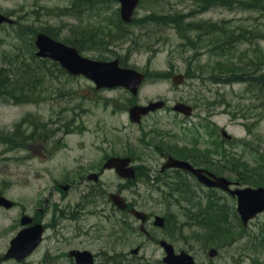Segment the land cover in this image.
Wrapping results in <instances>:
<instances>
[{
    "label": "rangeland",
    "instance_id": "1",
    "mask_svg": "<svg viewBox=\"0 0 264 264\" xmlns=\"http://www.w3.org/2000/svg\"><path fill=\"white\" fill-rule=\"evenodd\" d=\"M68 2L69 0L66 2H62L61 0H41L39 2L36 0H0V11L7 12L15 10V19L18 18L19 21L22 20L21 22L36 26L35 29H31L32 33L38 30L36 28L49 25L60 37H63L68 36L70 26H72L70 30L74 36L77 30L78 32L82 31L80 29H73L75 27L74 23L78 22L79 19L75 20L71 18L70 15L72 13L70 11H61L59 7L66 5ZM110 6L114 8L117 4L111 3ZM83 12L84 8H79L77 14L83 16ZM152 13L171 14L170 16L176 15L177 18L181 20L183 26L192 20L200 21L202 19H209L217 21L225 19L231 21L233 24H240L247 30L255 28L264 31V17L255 11L242 12L236 11L235 9L230 10V8H216L208 13H201L192 0H143L138 10L136 24L129 30V38L133 37L132 44L131 41H128L126 44L123 43L116 47V50L121 54L128 56V62L131 66H134L141 72H147L149 74V79L142 86L139 94V102L141 104H147L150 101L156 100H169L171 103L169 105L173 106L176 102L189 98V96L192 95V93H189L191 85L175 86L172 83L171 77L165 79L160 77L159 74L164 72L185 74L188 71H193L196 66H194L193 62L183 51L188 47L183 32L177 28L174 31L162 30L160 24L151 25L152 22L141 23L152 20L150 18ZM161 17L160 15L159 18ZM80 19H83V17ZM172 19L171 17V20ZM95 23L98 24L99 20L96 19ZM1 30L3 33L0 34V64H8L12 66L11 70H15L22 63H35L32 60V49L29 41L23 40L19 45V49L15 52H11L14 50V45H12L14 40L11 35L6 34L7 30ZM188 34L192 35L191 32ZM76 39L81 43L85 42L84 37H76ZM158 42L161 43L156 45ZM260 45L264 50V42H260ZM150 46H153L152 49H155V52H149ZM127 49L128 52H126ZM257 49V44L246 45L241 48L244 55H240L244 57L247 63V72L239 71L240 59L238 53L235 55L230 54L228 56H223L221 58L224 59L226 64L228 63L231 65L232 62H236L237 64L232 68L233 71L228 73L234 81L232 85L210 84L209 86H204L209 88V90L205 91L206 96L220 93L224 94L222 100L216 101L217 104L220 102H228L227 111H225L224 107L215 108L213 111V122L220 128H226L228 133L237 139L246 140L253 144L254 149L251 146H244V153L246 154L245 165L248 167L254 164V154H256V157L259 153L264 156V101L255 98L249 84L241 83L240 81L241 74H245V79H252L256 75L259 76L261 73H264V71L254 72L253 70L256 68L250 67L252 65L258 68L261 67V63L257 59L256 63L252 61ZM210 58L212 57L209 55H200L197 58L196 64L198 62L203 64ZM204 84L206 85V81ZM73 85L79 89L80 95L86 98H91L93 96L92 90L89 89L90 83L87 80L78 78L73 81ZM123 94L124 91H119L108 94V96L119 97ZM84 108L86 111L84 114L86 125L84 127L86 129L88 128L89 131L85 132L82 136L77 137L75 135L68 139V150L64 152L62 157L58 159L55 158L54 161L49 164L52 169L49 175H46L43 170V167L48 168L49 165H43L39 160L31 162L27 154H23V152L18 151L17 154H21V157L25 156V158L21 161L16 160L15 156H13L14 154L16 155L15 152H7V150H9L8 148L12 149L11 145H14L13 138H4V145L0 146V153H3L0 164L4 163L3 166L6 168H1L3 172L0 173V179L12 182L15 179L21 178L20 183H26L27 190L30 192V194L25 193L24 196L28 198L36 197L37 200H41L49 196L56 181L73 178L79 170L83 171L93 166L94 162L102 157L100 152L103 151V149L97 151L94 144L98 143L103 146V139L116 143L121 140V144L117 147L118 150H123L125 147H137V140L141 137V131L148 130L151 126L157 124L159 128L170 132H176L180 143L184 142L181 140L182 137L178 132L181 130V126H185L182 123L183 118L181 116H176L171 109L159 111L149 116L145 119L144 124L138 127L130 122L128 113L125 109L116 110L114 107H111V109H90L88 106ZM210 112L212 111L209 110V114ZM16 116L15 109H13L11 105L0 102V127L6 128L11 126L12 122L17 119ZM202 116L205 117L206 114L201 115V117ZM241 116L244 119L237 118ZM175 119L180 120L178 125H176ZM90 130H93L94 133ZM182 131L183 130H181V135ZM82 137H84V139H82ZM104 146L108 148L107 145ZM238 150L243 152L242 149ZM263 159L264 157L260 156L258 164L261 165ZM12 160L15 163H13ZM144 160L153 168L158 166L159 158L156 154L153 160ZM103 183L107 187H110L111 191H115L119 184H123L114 173L107 174L104 177ZM137 189H139V193H143L145 187L143 184H138ZM20 190L23 191V189ZM80 193V191L75 190L69 194V198L75 203L80 200ZM123 194L129 199H133V197H130L132 194L130 189L124 191ZM153 200H156V198L154 197V199L143 201V203H141V210L148 214L154 213L156 215H163V211H166V207L154 203ZM91 210H94V212H90ZM97 210L98 207H87L85 216H83L78 223V227L85 233V249L99 251L104 246L112 245L109 242L113 241L117 249L124 250L125 252H131L136 247L142 246L138 256L144 255L152 260L162 259L164 257L163 250L156 242L149 241L147 237L138 234V232L136 234L132 233L125 239L120 240L115 234V217H112L108 211L103 213ZM100 210H102V207ZM64 223H66V221L61 222V224ZM136 226H138V229L140 228L139 223H136ZM263 226L264 218L252 222L245 232L244 238L246 241L259 234V228ZM149 228L155 234V237L163 236L159 229L153 226H149ZM1 234H6V231L3 229ZM169 238L171 239V243H173L178 250L190 252L199 263H207L210 261L212 264H248V262H244L246 259V255L244 254L246 251L243 249V244L242 248L240 246L238 249L237 247H226L216 258L211 259L207 254L210 246L202 243H192L191 249H189L186 246L188 245L186 236L179 234L178 230H171ZM208 241L209 244L213 243L211 240ZM246 241L244 240V242ZM240 252L241 255L239 256L238 254ZM259 261L264 264V250L260 253ZM253 264L255 263L253 262Z\"/></svg>",
    "mask_w": 264,
    "mask_h": 264
},
{
    "label": "flooded vegetation",
    "instance_id": "2",
    "mask_svg": "<svg viewBox=\"0 0 264 264\" xmlns=\"http://www.w3.org/2000/svg\"><path fill=\"white\" fill-rule=\"evenodd\" d=\"M17 131V128H16ZM67 136V118L62 115V111L56 112L53 116V112H50L44 117L41 123H33L30 138H37L40 141H53L61 140ZM112 151H115L112 148ZM130 151V149H129ZM129 154L125 152L124 155ZM165 156L164 153H161ZM101 159L94 162L93 169H90L87 173L77 174L75 178L66 179L64 184H69L73 190H88V193H92L95 189V185L87 179V175L90 172H100L103 165ZM140 160V159H139ZM134 161L132 159V165L137 171H140L144 167L142 161ZM104 164V163H103ZM90 167V168H91ZM179 175L178 172L168 171L159 173V177L163 180L170 178L171 176ZM62 182L55 184L57 190H61ZM54 188V190H56ZM68 193V192H67ZM67 193L61 197V205L58 209L64 216L71 219L79 218L83 206L81 204L82 196L80 194V200L75 203L71 200ZM7 191H1L0 196H5L12 201L10 206L0 205V219L7 218L12 222L8 224H1L0 229L8 228L11 235H16L19 231L35 226L37 223L44 222L45 233L42 242L31 254V256L19 263L17 259H10L7 257V253L10 248V242L0 245V264H76L75 256L71 254L73 252L83 251V242L81 241V232L73 228H54L51 235L49 232V224L47 218L52 216L51 199H47L43 205L38 202L36 197H9ZM88 195V194H87ZM26 218L27 224L23 225L22 221ZM76 222V221H73ZM79 229V228H78ZM13 235V236H14ZM47 255H44L46 254Z\"/></svg>",
    "mask_w": 264,
    "mask_h": 264
},
{
    "label": "trees",
    "instance_id": "3",
    "mask_svg": "<svg viewBox=\"0 0 264 264\" xmlns=\"http://www.w3.org/2000/svg\"><path fill=\"white\" fill-rule=\"evenodd\" d=\"M194 5L199 7V11L206 12L213 7H222L224 9L230 8V10L236 9L237 11H255L260 13L264 17V0H193ZM155 17V14H153ZM173 18L175 24L181 22L176 15L170 16ZM157 17L154 18V20ZM181 25V24H180ZM180 25L178 28L181 30ZM193 36L189 38L188 45L191 46L196 54L199 50L206 49L209 53L214 56L223 57L231 54L236 50V47L242 43H252L255 44L258 41L264 40V31L259 29H249L248 32L239 26L232 28L227 21L214 22L210 20H202L200 22H187L184 26ZM183 29V30H184ZM258 53L257 60L262 62L263 56ZM240 63V72H245L247 66ZM228 64V63H227ZM224 60H218L212 63L208 61L204 65H199L197 68L199 71L194 72H208L209 78L216 83L227 82L228 72L233 71V67L237 64L232 62L231 65H227ZM1 74V72H0ZM242 78V76H241ZM253 86H259V91L264 92V74L258 76L257 78L250 79ZM263 183V182H262ZM204 212L205 217H195V214ZM194 220L191 222L197 225L195 233H201L210 236L214 235V231H220L222 229L226 236H228L231 241L241 237L239 233L244 231L240 220L238 218L236 208L234 205L226 203H212L206 206H199L197 212L192 213ZM193 232V233H194ZM218 239V238H215ZM264 243V240H261ZM147 264H152L148 262ZM156 264V263H155Z\"/></svg>",
    "mask_w": 264,
    "mask_h": 264
},
{
    "label": "water",
    "instance_id": "4",
    "mask_svg": "<svg viewBox=\"0 0 264 264\" xmlns=\"http://www.w3.org/2000/svg\"><path fill=\"white\" fill-rule=\"evenodd\" d=\"M125 6L124 16L128 18L136 7L139 0H121ZM6 19L0 16V22L5 21ZM38 46L41 49L40 55L46 56L47 52H51V56L55 59L62 61L67 68L72 73H84L89 75L94 80L101 83L100 86H114V85H126L131 88L134 92L137 91V87L141 82L139 77L136 76L132 71H126L119 69L115 63L110 65H87L83 63L77 56L76 51L73 49H68L62 45L53 42L48 37L41 35L38 37L37 41ZM181 77H176V83H179ZM151 106L150 108H154ZM178 109L184 110L183 107ZM146 109L135 108L132 110L133 118L138 117L141 113H145ZM174 165L190 169V166L186 163L177 162ZM215 185L222 188H227L229 183H226L224 180H220L215 183ZM240 195V208L239 211L242 214L244 221L247 222L251 217H254L259 211L264 209V189H259L257 191H243L239 193ZM114 202L120 208H125L124 201L117 196H113ZM138 217L145 219L146 217L140 213L133 211ZM157 225L163 226L164 220L158 218ZM165 247L168 257L165 259V262L168 264H195L193 258L188 256L185 253H182L179 256L174 254V249L172 246L162 243Z\"/></svg>",
    "mask_w": 264,
    "mask_h": 264
},
{
    "label": "bare ground",
    "instance_id": "5",
    "mask_svg": "<svg viewBox=\"0 0 264 264\" xmlns=\"http://www.w3.org/2000/svg\"><path fill=\"white\" fill-rule=\"evenodd\" d=\"M218 7V6H217ZM196 18V17H195ZM190 19V18H189ZM36 27V26H35Z\"/></svg>",
    "mask_w": 264,
    "mask_h": 264
}]
</instances>
